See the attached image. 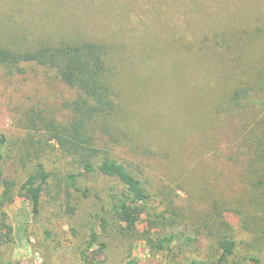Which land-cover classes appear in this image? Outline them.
<instances>
[{
	"label": "rangeland",
	"instance_id": "obj_1",
	"mask_svg": "<svg viewBox=\"0 0 264 264\" xmlns=\"http://www.w3.org/2000/svg\"><path fill=\"white\" fill-rule=\"evenodd\" d=\"M49 37L110 46L117 112L110 134L96 129L97 145L144 182L151 200L138 224L125 229L102 210L107 184L100 181L93 191L100 201L46 193L33 217L18 189L34 165L41 162L57 179L76 169L29 120L37 114L64 120V103L75 92L50 69L0 67V134L10 146L1 169L15 185L13 201L3 207L14 237L0 246L4 260L82 264L91 222L101 213L108 227L97 222L106 245L97 264H217L218 234L236 242L224 264H257L250 257L264 264V193L255 202L246 146L263 100L251 97L240 110L215 105L225 90L264 74V0H0V41L34 45ZM175 233L196 237L194 248L158 252L140 239Z\"/></svg>",
	"mask_w": 264,
	"mask_h": 264
},
{
	"label": "trees",
	"instance_id": "obj_2",
	"mask_svg": "<svg viewBox=\"0 0 264 264\" xmlns=\"http://www.w3.org/2000/svg\"><path fill=\"white\" fill-rule=\"evenodd\" d=\"M24 63L50 69L61 82L75 92V97L64 103V108L68 112L64 120L59 121L37 114L30 118L29 122L32 130L42 134L47 143L55 142L58 145L60 152L71 161L76 170L57 179L41 162H37L20 185L18 195L29 201L33 217L39 218L44 194L58 197L65 193L68 200L74 197L86 199L94 197L100 201L99 195L96 193L93 195V191L94 185L103 181L107 184L105 189L107 203L105 206L102 205V210L108 209L125 229L134 228L147 213L151 194L144 182L123 163L107 152L103 153L96 140L97 128L111 133L108 124L117 112L116 66L110 46L91 40L65 38L53 40L51 37L34 45L26 43L21 38H14L12 42L6 43L0 41L1 68L13 73H22ZM223 96L215 103L217 108L226 104L230 108L240 110L251 97L261 96L264 109V74L259 71V76L253 83L243 84L232 92L225 90ZM248 133L246 146L251 157L249 188L255 202H258L264 193V111ZM9 152V139L6 135L0 134V186L4 188L0 196V246L14 240L13 227L3 212L4 205L12 202L14 198V182L4 178L1 169V164ZM51 181L56 182L52 189L47 190ZM67 210L73 214L76 207L69 203ZM97 222H100L103 230H107L105 228L108 227V220L101 213L96 214L89 228V240L81 253L82 264H97L94 261L106 247L100 241ZM168 224L174 227L177 221H168ZM43 230L48 240L50 232L45 227ZM140 239L150 245L152 251L158 252L172 251L178 245L180 248L184 247L185 251L192 250L197 243L196 237H185L181 233L166 235L157 240L140 234ZM214 239L220 252L217 264L227 263L235 252L236 242L222 234L216 235ZM97 246L99 248L93 250ZM250 260L257 264L260 261L253 257H250ZM0 264H8L1 252ZM192 264L199 263L194 260Z\"/></svg>",
	"mask_w": 264,
	"mask_h": 264
}]
</instances>
